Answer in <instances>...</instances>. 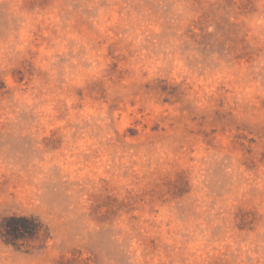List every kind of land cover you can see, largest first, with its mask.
Listing matches in <instances>:
<instances>
[{
    "label": "rangeland",
    "instance_id": "1",
    "mask_svg": "<svg viewBox=\"0 0 264 264\" xmlns=\"http://www.w3.org/2000/svg\"><path fill=\"white\" fill-rule=\"evenodd\" d=\"M0 264H264V0H0Z\"/></svg>",
    "mask_w": 264,
    "mask_h": 264
},
{
    "label": "trees",
    "instance_id": "2",
    "mask_svg": "<svg viewBox=\"0 0 264 264\" xmlns=\"http://www.w3.org/2000/svg\"><path fill=\"white\" fill-rule=\"evenodd\" d=\"M0 237L9 244L22 247L33 238L49 237L48 227L33 215L11 214L0 222Z\"/></svg>",
    "mask_w": 264,
    "mask_h": 264
}]
</instances>
